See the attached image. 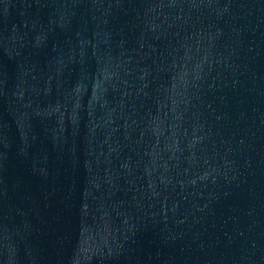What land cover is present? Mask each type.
I'll return each mask as SVG.
<instances>
[{"label":"water","instance_id":"95a60500","mask_svg":"<svg viewBox=\"0 0 264 264\" xmlns=\"http://www.w3.org/2000/svg\"><path fill=\"white\" fill-rule=\"evenodd\" d=\"M0 264H264V0H0Z\"/></svg>","mask_w":264,"mask_h":264}]
</instances>
